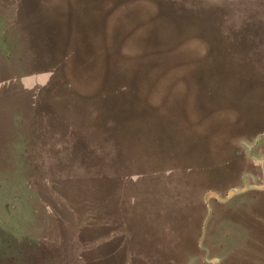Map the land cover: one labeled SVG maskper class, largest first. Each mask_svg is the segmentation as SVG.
I'll list each match as a JSON object with an SVG mask.
<instances>
[{
	"label": "rangeland",
	"instance_id": "374dc122",
	"mask_svg": "<svg viewBox=\"0 0 264 264\" xmlns=\"http://www.w3.org/2000/svg\"><path fill=\"white\" fill-rule=\"evenodd\" d=\"M145 119L118 181L114 132ZM71 130L104 156L71 159ZM227 141L239 161L214 162ZM99 175L91 229L71 206ZM262 193L264 0H0V264H172L165 248L188 238L177 264H264ZM163 232L184 239L154 243Z\"/></svg>",
	"mask_w": 264,
	"mask_h": 264
},
{
	"label": "trees",
	"instance_id": "16d2710c",
	"mask_svg": "<svg viewBox=\"0 0 264 264\" xmlns=\"http://www.w3.org/2000/svg\"><path fill=\"white\" fill-rule=\"evenodd\" d=\"M166 18L162 19L163 22H164V25H161L160 22H153V24L151 25L150 28L157 30L160 33V35L163 36L162 29H165L166 26H167V19ZM202 29L204 30L203 27H202ZM211 32H212V29L209 30V33H211ZM166 34H167V31H166ZM207 35L209 36V34H207ZM143 116H145V115H143ZM140 121H142L141 125L137 124V126H140V129H137L135 131L134 130H131V131L126 130V132L123 135H121L119 133V129L125 125V123H122L120 126L117 127V129L114 132V135L117 136L116 138H114L115 139L114 140V144H116V146H114V151H117V153L114 156V158L112 159V162L113 163H115V161L118 162V163L120 162L122 167L124 166V168H122L123 172L121 171L120 176L116 172H114V174H113L114 177L119 176L118 181L120 179H122V180L123 179L130 180V178L132 177L133 172H134L132 170L133 168L130 167V166L132 165V163H134L133 159L135 157L134 153H136V149H134V151L132 150L131 139H127L126 140L125 136L128 135V133H131L132 135L137 136L140 133L139 131H142V132L147 134L148 130L152 127V125L150 124V121L148 119L140 120ZM142 125H143V127L141 128ZM69 129H71V127ZM66 131L68 132V129ZM70 132H72L71 136H70L69 133H67L68 135H66L64 138H62V142H65V145L70 148V150H71L70 151L71 159L72 158L73 159H79V158L82 157V158L85 159L86 162L89 163V162L93 161L94 157H97V156H100V155L104 156V150L100 149V142H99L100 139H98L101 136H96V135H94L92 133V139H97V140H95L94 142L92 141V143L90 144L89 141L84 140L85 137H87L88 140H89V137H90L89 135L90 134L89 135H85L84 134L83 138L80 139V136H78L80 134L76 135L75 131H73V130H71ZM63 135H65V134H63ZM131 138H132V136H131ZM147 139H145L143 141L146 142ZM127 141H129L128 144H127ZM45 143H47V141H45ZM26 164H27V161H26ZM104 178H105V176L104 177L102 176V178H101L100 175H99L98 179H94L95 180V184L94 185L90 184L91 187H87L85 192H84V189L82 190V192L79 191L82 188L81 187L82 185H81V183L79 181H76V180L74 181L75 183H77V182L79 183V184H77V187H76V190L79 191V192H77V197H78L77 198V201H78L77 203L78 204L71 206V211L74 214L85 215L86 218H87V213H90L89 218H91L92 216L93 217L90 219V221H88L86 223V227L87 226H88V228L93 227L91 229H94V225H95V223L98 222L97 221L98 219L101 222L100 217L99 218L98 217H94V215H92V214H94L95 211H99V213H100L102 200H103L102 191L104 190V184H105L104 183ZM90 182H91V180H90ZM100 184H101V186H100ZM111 189H112V186H111ZM209 196L210 197L214 196V193H209V195L207 197L210 198ZM210 208H211V206H210ZM46 209L48 211L57 212L56 208L51 206V205H47ZM109 242L111 243L112 240L109 241ZM115 244L117 245L116 249L115 248H111L112 245H110V244L107 245L109 247V249H110L109 251L112 252V254H109V256H108L110 258H107L110 261L115 259L114 255L116 254L118 256L119 252L121 250L120 246H119V241L115 242ZM98 259H99L100 262L102 261L100 255H99Z\"/></svg>",
	"mask_w": 264,
	"mask_h": 264
},
{
	"label": "crops",
	"instance_id": "0c3cea01",
	"mask_svg": "<svg viewBox=\"0 0 264 264\" xmlns=\"http://www.w3.org/2000/svg\"><path fill=\"white\" fill-rule=\"evenodd\" d=\"M231 141H227L225 144H223V145H221V147H219L218 149H216V155H218L217 156V160H215L214 162H216V161H220V160H223V158L225 159V158H227L228 157V159H231V160H237V161H239V159L237 158V157H234V158H232L231 156H228V153H229V151H230V148H229V143H230ZM210 147L208 148V153L210 152ZM235 151H237V152H239V153H241V150H235ZM215 155V156H216ZM221 156H223V158H219V157H221ZM244 160V158L242 159V161ZM241 161V160H240ZM233 171L234 172H236V170H234L233 169ZM233 175L234 174H232L231 173V175H229V177H233ZM212 178L214 179V177L212 176ZM234 179V178H233ZM205 187V186H204ZM204 187H198V188H200V189H204ZM232 188V187H231ZM205 189H206V187H205ZM229 191V190H228ZM228 191H226V192H228ZM208 192V193H207ZM217 193V190L216 189H207V191H205L204 192V200L206 201V203L208 204V206H209V211H211V210H214V207H215V200H216V193H215V197H213V196H209L210 198H208L207 196L209 195V193ZM200 193H202V191L200 192ZM257 195V194H256ZM259 195V198L260 197H263L264 198V193H262V194H258ZM255 198V197H254ZM178 199V198H177ZM186 199L188 200V197H186ZM255 199H257V198H255ZM175 206H177L178 208H180V206H181V204H182V202L181 201H173L172 202ZM177 204V205H176ZM260 205H263V202H260ZM210 206H211V208H210ZM208 211V212H209ZM215 211V210H214ZM261 218H258L257 219V221L262 225V226H264V214H263V211H262V215L260 216ZM206 225H204V223H203V226H202V228H201V230H200V232H199V235H198V237H197V241L198 240H201V238H200V236L202 235V233H203V231H205L206 230ZM247 229V231H249V232H251L252 234H254V230L253 229H251V228H246ZM245 230H243L242 228L240 229V233H239V235H237V237H231V239H234V240H240V241H242V237L244 236V234H245ZM263 232H264V229H263ZM160 237H159V239H157V241L156 242H154V243H157V244H160L159 243V241H161V243H163L164 244V246H168V245H170V244H172V243H175V242H180L179 240H181V239H184L183 238V234L180 236V235H174L172 238L170 237V236H166L165 237V232H163V233H161L160 235H159ZM251 235H249V237H250ZM254 236V235H253ZM165 237V238H164ZM182 237V238H181ZM190 237L192 238V235H190ZM158 238V237H157ZM208 238H210L209 237V235L208 234H206L204 237H203V239H202V241L203 240H206V239H208ZM160 239H162V240H160ZM189 240H188V242H186V240H184L185 242H186V244L187 243H189L188 244V247L190 248V247H192L193 245H194V243L193 242H191L190 240V238H188ZM196 241V242H197ZM213 243H214V240L212 239V243H210V242H208V250L211 252V254H212V256H214V252H223L224 253V251L223 250H215V246L213 245ZM186 244H183V245H181L180 247H178V248H165V250H166V252H167V254H168V251H171V252H174V255H173V257H172V255H171V259H172V264H177V263H179V262H181V263H183L184 261H183V259L185 258L184 256H185V254H186V250L187 249H189V248H187V245ZM250 244V241L248 242V245ZM149 247L148 246V244H145V247ZM202 246L203 247H205V242H202ZM147 250H148V248H146ZM145 249V250H146ZM150 249H152V248H150ZM170 252V253H171ZM172 254V253H171ZM222 253H220V255H221ZM169 255V254H168ZM184 257V258H183ZM183 258V259H182ZM182 260V261H181ZM188 259H187V255H186V261H187ZM187 264H189V261H187L186 262ZM256 263V262H255Z\"/></svg>",
	"mask_w": 264,
	"mask_h": 264
}]
</instances>
